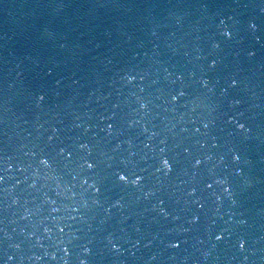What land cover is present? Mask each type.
Returning a JSON list of instances; mask_svg holds the SVG:
<instances>
[{
    "label": "water",
    "instance_id": "water-1",
    "mask_svg": "<svg viewBox=\"0 0 264 264\" xmlns=\"http://www.w3.org/2000/svg\"><path fill=\"white\" fill-rule=\"evenodd\" d=\"M0 264H264V0H0Z\"/></svg>",
    "mask_w": 264,
    "mask_h": 264
},
{
    "label": "snow or ice",
    "instance_id": "snow-or-ice-1",
    "mask_svg": "<svg viewBox=\"0 0 264 264\" xmlns=\"http://www.w3.org/2000/svg\"><path fill=\"white\" fill-rule=\"evenodd\" d=\"M164 165H165V167H167L168 166V162L167 161H165L164 162ZM121 179L123 180V179H125L123 176H121Z\"/></svg>",
    "mask_w": 264,
    "mask_h": 264
}]
</instances>
